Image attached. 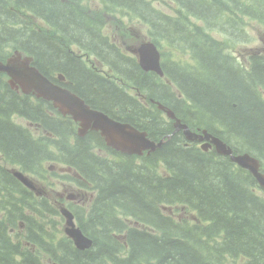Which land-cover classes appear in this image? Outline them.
<instances>
[{
	"label": "trees",
	"instance_id": "trees-1",
	"mask_svg": "<svg viewBox=\"0 0 264 264\" xmlns=\"http://www.w3.org/2000/svg\"><path fill=\"white\" fill-rule=\"evenodd\" d=\"M96 1L111 19L129 17L147 28L162 54L163 79L142 71L84 0H0V54L33 57L54 82L63 74L66 87L93 109L153 141L174 131L158 104L192 130L206 129L264 163V56L241 65L226 40H244L245 18L264 23V0H172L179 15L153 0ZM122 81L145 98L128 94ZM15 117L30 121L38 136ZM77 130L52 104L0 79V152L26 173L44 172L49 161L70 168L76 176L64 179L82 189V198L92 194L85 217L76 219L94 242L79 251L48 232L37 220L49 210L45 193L35 197L0 168V264H45L42 254L54 264H264V191L229 158L187 145L182 132L136 156L112 150L98 132L79 137ZM173 207L187 208L197 223L164 210Z\"/></svg>",
	"mask_w": 264,
	"mask_h": 264
},
{
	"label": "water",
	"instance_id": "water-1",
	"mask_svg": "<svg viewBox=\"0 0 264 264\" xmlns=\"http://www.w3.org/2000/svg\"><path fill=\"white\" fill-rule=\"evenodd\" d=\"M135 53L140 60V67L146 72H155L163 76L160 66V54L153 43L141 45ZM31 57H22L20 53L9 59L7 64L0 63V71L9 74L13 86L18 85L24 94H33L37 98L51 102L64 116H71L79 124L78 135L84 137L89 131L100 133L107 146L124 155L142 156L145 152H154L160 148L164 140L156 143L152 141L147 132L138 130L134 126L117 121L102 111L92 109L83 99L72 93L67 88L54 84L32 65ZM60 81L63 77L60 76ZM162 110L164 108L161 107ZM166 111V110H164ZM167 116L174 120L175 133L182 131L189 142H204L202 149L208 151L212 147L220 156L229 157L239 167L248 170L264 189V174L260 172V163L249 154L234 155L232 148L227 146L220 138L207 130L194 132L187 125L181 123L172 112L166 111ZM16 176L28 187L32 185L21 175ZM67 218L68 228L66 233L71 237L76 246L85 250L92 246V241L87 239L79 229L75 228L73 216L68 211H63Z\"/></svg>",
	"mask_w": 264,
	"mask_h": 264
},
{
	"label": "rangeland",
	"instance_id": "rangeland-1",
	"mask_svg": "<svg viewBox=\"0 0 264 264\" xmlns=\"http://www.w3.org/2000/svg\"><path fill=\"white\" fill-rule=\"evenodd\" d=\"M153 1L156 2V7L164 13L170 15H179L180 9L178 5L172 0ZM84 5L87 9L86 12L89 15H91L92 12H99L98 19L99 17L101 18V23L105 28V32L107 34L110 35L112 33V30L115 29L117 33V41L122 44L123 52L129 53L130 50L135 51L142 43L150 41L147 33V28L140 25L138 21L120 15H117L115 20L111 19L109 16L101 13L102 6L96 0H84ZM109 18L111 19V21L109 20ZM198 24L201 26L203 23L200 22ZM242 25L246 31L244 40H238V43H236L234 46V43L236 41H232L231 39L226 37L228 43L227 47L229 48V50H231V52L234 53L236 59H238L241 65H248L251 57L264 54V23L252 21L248 18H245L242 21ZM42 27L44 29L46 28L44 25H42ZM212 36L217 41H225V37L219 33H212ZM74 49L78 50L76 47H74ZM96 65L97 62L94 61V67ZM119 83L131 95L138 96V92L136 91V89H134V86L128 85L123 81ZM174 92L177 94L180 93L177 89H174ZM16 122L28 126L31 129L32 133L38 136L39 130L35 128L27 119L16 118ZM0 164L5 166L8 170L13 171V173L18 172L17 169L19 167L7 164L1 155ZM47 166L48 164H46V166L44 167V172L40 171V173L37 174L45 175V180H42V178L41 180L31 179L32 183L37 186L33 190L34 196L40 199L42 197V193H45L46 199L49 204V210L45 212V217L43 216L42 218H37V220L39 224L45 226V229L48 232L52 234L53 231L58 232L60 235H58L57 238L61 239L67 236L65 235L67 218L63 215L62 212H70L74 219L76 218V214H79L80 218H84L85 216L83 213L88 212L92 194H90L89 192H85L86 199L82 198V201H79V198L77 197V195H79V192L76 191V188H74V186L70 185L69 183L63 184L58 180V175H60L63 169L55 165H50V167ZM37 177L40 178L39 176ZM64 182L69 181L65 180ZM78 208H81L82 210L85 208L86 211L81 212L78 210ZM165 212L167 214H175L177 219L180 221L189 223L195 222V217L193 216V214L185 208L173 207L165 209ZM16 232L18 231L13 230L12 234L14 235ZM46 259L47 255L42 254L41 260L45 262ZM46 264H53V260L50 259L49 262L46 261ZM229 264L240 263L235 260L230 262Z\"/></svg>",
	"mask_w": 264,
	"mask_h": 264
},
{
	"label": "flooded vegetation",
	"instance_id": "flooded-vegetation-1",
	"mask_svg": "<svg viewBox=\"0 0 264 264\" xmlns=\"http://www.w3.org/2000/svg\"><path fill=\"white\" fill-rule=\"evenodd\" d=\"M196 146H199L200 144L199 143H194ZM79 191H82L81 189H78ZM81 195V194H79Z\"/></svg>",
	"mask_w": 264,
	"mask_h": 264
},
{
	"label": "bare ground",
	"instance_id": "bare-ground-1",
	"mask_svg": "<svg viewBox=\"0 0 264 264\" xmlns=\"http://www.w3.org/2000/svg\"><path fill=\"white\" fill-rule=\"evenodd\" d=\"M54 136V135H53ZM3 178V177H2ZM3 182V181H2Z\"/></svg>",
	"mask_w": 264,
	"mask_h": 264
}]
</instances>
